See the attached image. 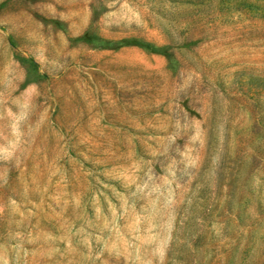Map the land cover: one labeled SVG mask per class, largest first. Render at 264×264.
<instances>
[{
    "label": "rangeland",
    "instance_id": "374dc122",
    "mask_svg": "<svg viewBox=\"0 0 264 264\" xmlns=\"http://www.w3.org/2000/svg\"><path fill=\"white\" fill-rule=\"evenodd\" d=\"M0 264H264V0H0Z\"/></svg>",
    "mask_w": 264,
    "mask_h": 264
}]
</instances>
